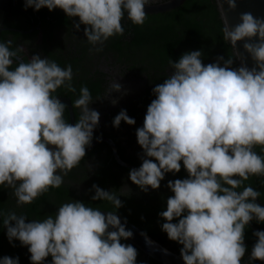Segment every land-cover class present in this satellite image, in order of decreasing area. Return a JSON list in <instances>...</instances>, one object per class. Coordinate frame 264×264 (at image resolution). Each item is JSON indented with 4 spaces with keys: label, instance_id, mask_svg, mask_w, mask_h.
Masks as SVG:
<instances>
[{
    "label": "clouds",
    "instance_id": "obj_1",
    "mask_svg": "<svg viewBox=\"0 0 264 264\" xmlns=\"http://www.w3.org/2000/svg\"><path fill=\"white\" fill-rule=\"evenodd\" d=\"M234 12L237 0H218L223 21V40L233 56L217 57L205 65L202 50L184 53L169 61L171 74L153 88L155 99L147 108L143 127L136 130L143 151L138 169L129 172L141 191L158 190L168 173L186 179L169 181L174 194L166 210L162 231L182 245L184 264H241L245 257V229L255 220L264 223V207L256 201L261 193L245 185L250 177H264V18L242 12L230 26L224 11ZM149 0H24L25 10H62L74 27L84 25L90 52H101L112 37L123 36L122 19L143 26ZM242 43L243 52L238 49ZM0 43V186L11 189L17 206L32 204L49 189H58L72 169L78 167L91 147L100 114L87 86L72 107L80 110L73 125L64 118L66 106L54 96L64 87L75 93L71 65L61 68L54 60L33 55L24 62L22 45ZM251 57L253 67L244 62ZM241 64L234 68L235 60ZM17 66L13 69V64ZM115 79L107 98L120 92ZM103 98V99H104ZM101 100V99H97ZM118 101L112 100L115 106ZM131 126L135 120L121 110L113 120ZM119 191L92 186V201H107L115 211L105 215L98 207L80 201L62 204L57 213L43 220H28L16 212L0 213L11 244L17 240L28 248L31 264H136L137 250L124 244L133 237L121 223L117 210L123 207ZM174 220L178 222L173 223ZM143 235V233H142ZM249 264L264 262V231H256ZM0 264H19L5 256Z\"/></svg>",
    "mask_w": 264,
    "mask_h": 264
},
{
    "label": "flooded vegetation",
    "instance_id": "obj_2",
    "mask_svg": "<svg viewBox=\"0 0 264 264\" xmlns=\"http://www.w3.org/2000/svg\"><path fill=\"white\" fill-rule=\"evenodd\" d=\"M168 1L149 0V4ZM146 14L143 26H136L125 13L121 21L124 35L110 38L103 51L90 52L92 45L84 36L85 26L81 24L79 30L74 27L79 23V18L70 19L60 9L51 12L47 8L38 12L32 8L25 10L24 0H0V43L11 40L13 49L22 45L25 49L21 53L24 62H28L33 55H40L41 58L54 60L61 68L72 66V84L76 92L61 87L53 93L66 106V121L74 125L79 120L80 110L72 105L80 95L81 86L88 87L95 101L90 108L100 114L91 147L86 148L80 165L64 176L60 188L49 189L32 204L18 207L12 190L0 186V213L14 211L17 215L24 214L28 218L26 222L43 220L48 212L54 211L56 214L62 204L71 200L100 210L115 211L107 201H92L91 197L95 194L92 186L95 184L106 191H119L127 185L130 193L125 190L124 196L120 197L123 207L117 210V215L180 255L182 245L169 240L162 231L165 221L159 213L166 210L167 199L174 195L167 187L168 182L186 179L188 174L181 162V171L166 174L158 190L149 188L144 192L132 184L129 172L141 166L143 156L137 143L136 130L143 127L147 108L155 99L153 88L171 74L170 59L175 62L184 53L202 50V62L207 65L216 62L217 57L227 59L234 54L223 40V22L216 0H183L173 8ZM16 66L14 63L13 69ZM233 67H239L237 60ZM114 79L122 85V90L104 98ZM113 99L118 101L115 106L111 103ZM121 110H126L127 115L135 120L134 125L121 122L119 128L113 126V120ZM254 151L264 155L259 146ZM245 185H251L261 193L256 202L264 207V177H250ZM2 221L1 215V225ZM256 231H264V223L253 220L245 229L247 251L241 264H249L250 253L257 239L253 235ZM0 243L6 246L15 244L25 250L24 254L18 256L19 264H29L28 248L19 241L14 240L10 244L7 235H0ZM133 246L139 252L136 264L148 263L151 257ZM49 260L47 258L43 264H50ZM157 264L162 263L157 261ZM252 264L264 262L253 261Z\"/></svg>",
    "mask_w": 264,
    "mask_h": 264
},
{
    "label": "water",
    "instance_id": "obj_3",
    "mask_svg": "<svg viewBox=\"0 0 264 264\" xmlns=\"http://www.w3.org/2000/svg\"><path fill=\"white\" fill-rule=\"evenodd\" d=\"M182 1L183 0H170L168 2H164L156 5L148 4L145 8V12H158V11L167 10L179 5ZM221 2L223 3V0H221ZM216 4L221 16V12L218 7V0H216ZM223 11L230 26H234L239 22V15L242 12H251L255 17L264 18V0H237V8L234 12L229 11L227 4L224 3ZM238 49L242 54L243 52L242 43L238 44ZM233 54H234V50H233ZM237 62L238 65L240 66L241 60L237 59ZM244 62L247 64L249 68L253 67V61L251 60V57L248 56L246 53L244 54ZM65 101L68 103L67 99ZM101 211L104 212L105 215L107 214V210H101ZM119 217L121 223L124 224L126 219L121 216ZM126 221H127L125 225L126 230H130L133 233V237L127 240L128 242L135 245L145 254H147L148 256H150L151 258L157 260L162 264H184L179 254L171 251L170 249L159 243L157 240L152 238L146 232L141 230L138 226L134 225L128 220ZM0 227H1V215H0Z\"/></svg>",
    "mask_w": 264,
    "mask_h": 264
},
{
    "label": "trees",
    "instance_id": "obj_4",
    "mask_svg": "<svg viewBox=\"0 0 264 264\" xmlns=\"http://www.w3.org/2000/svg\"><path fill=\"white\" fill-rule=\"evenodd\" d=\"M93 206V205H92ZM47 215H55V212L51 211V212H48L46 214ZM0 235H6V231L4 230V227H3V221H2V225H1V234ZM125 243H128L127 241H124ZM21 247V246H20ZM25 250H21L20 248H18L17 246H15V244H12L11 246L8 245H4L2 243H0V258L1 257H5V256H8V257H12V258H16L22 254H24ZM139 253V252H138ZM48 258H50L51 260L50 261V264H52V258L51 256H49ZM29 264L31 263V260H30V253H29ZM148 263H144V264H157V261H155L154 259H151V258H148Z\"/></svg>",
    "mask_w": 264,
    "mask_h": 264
}]
</instances>
